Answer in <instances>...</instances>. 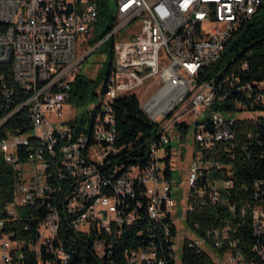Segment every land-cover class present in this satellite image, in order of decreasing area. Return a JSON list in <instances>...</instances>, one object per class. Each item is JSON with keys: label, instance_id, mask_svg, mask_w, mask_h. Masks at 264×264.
<instances>
[{"label": "built area", "instance_id": "1", "mask_svg": "<svg viewBox=\"0 0 264 264\" xmlns=\"http://www.w3.org/2000/svg\"><path fill=\"white\" fill-rule=\"evenodd\" d=\"M103 1L116 24L95 46L113 37L115 66L101 103L78 117L69 92L90 54L81 52L90 47ZM263 3L0 0V66L6 68L0 73V161L12 179L8 201L2 200L5 186L0 190V264H68L70 253L81 264L86 255L106 261L117 247L111 238L128 241L127 264H185L178 260L186 248L205 255L204 264H264V171L238 188L234 171L239 128L264 130V80L247 81L225 69L210 73L233 34ZM17 84H24V93H17ZM154 84L158 89L141 106L159 129L150 161L145 168L120 164L114 105ZM232 86L250 92L252 106L231 102ZM216 90H223L237 116L215 110ZM64 110L74 116L64 121ZM89 119H96L95 132H87ZM178 121L194 127V144L186 193L176 199L167 197L171 150L164 146ZM34 131H41L45 147L35 146ZM86 134H93V144L84 145ZM245 135L255 142L244 143L243 153L264 159L260 133L246 128ZM52 160H60V167H52ZM161 160H168V168H161ZM167 173L169 181H162ZM47 194H55L54 219L45 236L33 238ZM163 204L170 211L158 213ZM176 205L185 206V213L176 214ZM212 207L218 226L203 228L193 220ZM202 214L203 224L209 222L211 216ZM134 226L141 229L131 238Z\"/></svg>", "mask_w": 264, "mask_h": 264}, {"label": "trees", "instance_id": "2", "mask_svg": "<svg viewBox=\"0 0 264 264\" xmlns=\"http://www.w3.org/2000/svg\"><path fill=\"white\" fill-rule=\"evenodd\" d=\"M115 24V17L113 16L108 3L103 1L99 21L90 33V47H94L104 39L112 31ZM114 42L115 40L112 37L102 44V46H106V50L110 56V62L106 67V81L111 80L110 72L114 68ZM244 63H247V69L245 71L242 70V65ZM3 69L6 68L0 66V73ZM220 69H225L224 72L227 74L234 73L235 75H240L247 81L264 80V3L259 7L252 19L242 25L233 34L222 58L217 65L211 69L210 73L215 74ZM99 83L100 81L92 80L79 73L71 85L68 102L76 109L82 110V108L87 106L97 96L96 91L99 88ZM17 93H24V91L21 87L17 86ZM229 96H232L231 102L236 103V99H238L239 105L252 106V100L248 99V96L242 92L230 88ZM229 106L230 99H226L220 106H216L215 110H220V113L230 114L233 117L237 116V108ZM259 114H261L259 120H262V123H264V120L261 117L262 113ZM114 115L118 133L117 147L121 149L116 155L117 162L127 166L138 165L145 168L150 161L151 143L157 137V132L159 130L158 126L148 119L147 115L142 110L141 103L136 95H130L118 99L114 105ZM87 122L90 123L87 132L96 131V119H89ZM239 125L242 124L239 123ZM254 127L256 131L260 133V141L264 143V130L252 124H246L244 129L239 128L238 130L239 141L236 147L237 152L234 160L237 188L241 184L251 185L254 180L263 176L264 159H256L255 154L249 158L247 153L245 154L241 150L244 143L252 144L255 142V139L247 140L245 138L246 128L249 129ZM176 129L181 139L179 141H184L186 138L185 135H188V125H177ZM248 145L250 146V144ZM167 167L168 165H165V168ZM165 176L169 178V173L165 174ZM11 184L12 179L10 168L6 167V165L0 161V190L3 185L5 186V189H7V193L5 192V196L2 197V200L4 199V201H8L10 198ZM202 213L211 216L209 222L203 224L201 216L204 214ZM214 215L215 207H212L200 210L193 220L199 222L200 226L203 228L207 225L218 226L220 222L214 219ZM130 229L132 233L130 237L133 238L141 228L139 226H134ZM36 235V229L33 228V237ZM87 245L90 247V242L87 243ZM128 245V241L125 243L121 242L120 244V239H116L114 246L117 247L114 249V253L109 260H98L90 255L83 256L82 259L85 260V264H127L123 251ZM76 254L77 253L74 255L76 260L81 261V257L78 255L77 257ZM206 261V256L202 253L196 252L194 249L186 248L184 254H182V263L185 264H204Z\"/></svg>", "mask_w": 264, "mask_h": 264}, {"label": "rangeland", "instance_id": "3", "mask_svg": "<svg viewBox=\"0 0 264 264\" xmlns=\"http://www.w3.org/2000/svg\"><path fill=\"white\" fill-rule=\"evenodd\" d=\"M138 22H135L134 24H131L127 27H125L122 30V34H125L126 31H129L130 29H133V27L137 26ZM90 53L88 57L81 63L79 67V73L87 76L88 78L92 80L100 81L99 88L96 91V97L94 100H92L89 105L82 108V110L76 109V113L79 117L81 114L86 115V111L90 109H95L98 107V105L101 103L102 100V93L105 85V75H106V67L110 62V56L106 50V46H102V44L95 46L94 48H90L89 46L85 45L82 52ZM113 65L115 66V60ZM145 87V86H144ZM147 92H145V88H142L138 90L137 97L141 103V106L145 103V100L150 95H153L155 93V90L158 89V84L151 85V88H149ZM74 110H64L62 113L61 118L64 121L69 120L74 116ZM248 115V114H246ZM261 114H259L260 117ZM180 123H186L185 121H179ZM89 122H87V131L89 129ZM189 125V124H188ZM188 137L185 138L184 141H179L177 138V130L171 129L169 131V136H172V141L164 146L165 149L170 148L171 150V158L170 159V172H171V182L173 184V197L174 198H182L184 193H186V186H187V180H186V174L188 172V164L190 162L191 157L189 156L190 148H192L194 144V128L193 126L189 125L188 128ZM181 140V139H180ZM163 153H158V158H163ZM163 161H160L161 168H165V163H162ZM178 187V189L176 188ZM183 205H177V213H182ZM181 252V250H179ZM180 261V259L178 260Z\"/></svg>", "mask_w": 264, "mask_h": 264}, {"label": "bare ground", "instance_id": "4", "mask_svg": "<svg viewBox=\"0 0 264 264\" xmlns=\"http://www.w3.org/2000/svg\"><path fill=\"white\" fill-rule=\"evenodd\" d=\"M17 86L21 87L24 91V84H17ZM230 88L233 90H236L238 92L244 93L246 96H248V99L252 100V98H250V92L245 91V89L242 88L241 86H232ZM225 100L226 99H224L223 90H216V92H215V107L220 106L222 103H224ZM220 114H221V116H224V117H233L230 114H224V113H220ZM261 117L264 120V113H262ZM182 124L188 125L186 123H180L178 121L175 123V128L177 125H182ZM189 125H188V128H189ZM176 133H177V136L175 138L180 140L178 132H176ZM34 139H35V146L45 147V140H44L43 134H41V131H34ZM91 144H93V134L84 135V145H91ZM170 159H172L171 154H170ZM161 161H163L162 163H165V165H168V160H161ZM52 167H60V160H52ZM162 181H169V178H167L165 176V174H162ZM173 189H174V187H173L172 183L166 184L167 197L174 198L173 197ZM54 205H55V194H47V204H45V213L42 214L41 228H35L37 235L33 238H42V236H45V231H48V225L51 224V219H54ZM177 209L178 208L176 205V214H178ZM167 211H170V204L158 205V213H166ZM182 213H185V206L182 208ZM116 239H120V238H111V246H114ZM74 255H75V253H70V257H68V264H81V261H77L76 258L74 257ZM76 256H77V254H76ZM179 259H180L179 263H182V254H179Z\"/></svg>", "mask_w": 264, "mask_h": 264}]
</instances>
